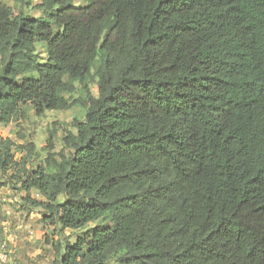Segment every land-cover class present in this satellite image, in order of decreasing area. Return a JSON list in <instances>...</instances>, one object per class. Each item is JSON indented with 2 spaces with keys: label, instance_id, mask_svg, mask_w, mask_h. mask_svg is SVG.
<instances>
[{
  "label": "trees",
  "instance_id": "trees-1",
  "mask_svg": "<svg viewBox=\"0 0 264 264\" xmlns=\"http://www.w3.org/2000/svg\"><path fill=\"white\" fill-rule=\"evenodd\" d=\"M75 1L0 0V125L85 109L54 172L0 137L44 225L100 222L57 264H264V0Z\"/></svg>",
  "mask_w": 264,
  "mask_h": 264
},
{
  "label": "rangeland",
  "instance_id": "rangeland-1",
  "mask_svg": "<svg viewBox=\"0 0 264 264\" xmlns=\"http://www.w3.org/2000/svg\"><path fill=\"white\" fill-rule=\"evenodd\" d=\"M5 4L16 7V0H2ZM41 0H33V4H39ZM81 0H76V5H82ZM37 14V13H35ZM45 45L38 46L39 59L43 61L46 54ZM99 51L92 72L97 71L100 63ZM76 92L66 97L70 100L81 96L82 86L76 84ZM82 88V89H81ZM92 93L97 96V87L90 84ZM85 109L76 106L67 111H47L43 116H36L33 109L28 106L22 119L9 124L0 125V137L14 142L12 152L15 163H20L26 157V147L33 144L34 156L28 160L26 169L35 172L40 166L47 167L50 172L56 169L55 162L61 161V155H69L70 149L65 145L64 139L68 131L73 130V119L83 121ZM51 140L52 150L49 149ZM52 153L55 159H49ZM22 166L14 165L5 174L0 173V231L3 234L10 255L9 264H57L55 244L58 241H70L75 243L78 237L93 228L97 223H92L86 230L66 229L63 232L54 227L46 226L42 222L41 208L32 207L26 199V192L21 185L11 176H18ZM35 202H44V198L36 191L30 193Z\"/></svg>",
  "mask_w": 264,
  "mask_h": 264
},
{
  "label": "built area",
  "instance_id": "built-area-1",
  "mask_svg": "<svg viewBox=\"0 0 264 264\" xmlns=\"http://www.w3.org/2000/svg\"><path fill=\"white\" fill-rule=\"evenodd\" d=\"M10 255L3 234L0 231V264H9Z\"/></svg>",
  "mask_w": 264,
  "mask_h": 264
}]
</instances>
